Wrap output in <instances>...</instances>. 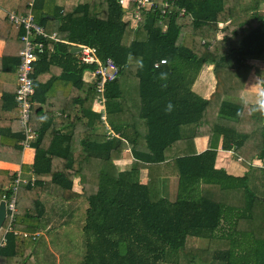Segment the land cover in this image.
<instances>
[{
  "label": "trees",
  "instance_id": "1",
  "mask_svg": "<svg viewBox=\"0 0 264 264\" xmlns=\"http://www.w3.org/2000/svg\"><path fill=\"white\" fill-rule=\"evenodd\" d=\"M10 1L11 12L32 13L48 35L36 39L43 48L32 73L36 94L30 124L38 133L32 143L37 152L32 165L36 179L31 181L26 165L23 177L28 181L17 191L18 201L30 197L34 207H19L7 233L9 220L4 222L6 244L0 248V258L9 264H43L35 257L36 250L31 245L23 248V243H34L38 236L37 247L44 243L45 236L33 230L44 229L49 211L44 200L49 194L43 193L49 191L60 205L59 228L69 226L68 217L77 212L76 202L70 209L65 202L81 196L88 202L79 226L85 244L82 264H264V237L257 235V226L241 224V220H259L264 230V167H253L258 161L264 165V116L227 98L249 93V76L264 74V68L250 63L264 60V0H246L247 5L241 0H173L166 7L163 0H154L150 11L138 7L139 17H135L137 3L124 6L121 0ZM24 33V27L8 15L0 19V38L5 41L15 34L22 49ZM72 44L92 46L101 59L112 58L120 66L119 76L107 83L105 91L107 120L119 137L109 138L102 112L91 108L87 111L91 129L77 138L69 139L57 127L50 129L48 119L36 126L43 108L34 101L42 103L50 89V83L42 85L39 76L51 66H60L64 78L75 75L67 81L89 93L90 103L98 94L94 84L86 87L81 80L83 72L95 66L81 64L71 52ZM6 59L18 64L20 55L2 56L0 62ZM207 64H214L216 77L209 98L194 90ZM16 89L3 97L10 105L0 102V158L10 164L19 163L20 141L25 137ZM132 97L137 99V117L125 112L129 101H124ZM10 108L16 109L12 118L4 114ZM99 124L104 132L98 134ZM206 133L211 135L207 150L196 153L194 147L183 148L171 164L178 173V196L188 197L153 198L142 171L166 162L176 143ZM218 140L222 149L245 157L246 174L216 167ZM125 148L132 151V167L118 171L111 154L116 150L121 155ZM94 173L97 190L81 195L73 189L75 179L84 183ZM16 175L17 171L0 168V202L12 196ZM200 185L203 193L194 197L192 190ZM214 187L219 194L209 192ZM26 229L27 235L20 231ZM199 238L219 244L202 249Z\"/></svg>",
  "mask_w": 264,
  "mask_h": 264
},
{
  "label": "crops",
  "instance_id": "2",
  "mask_svg": "<svg viewBox=\"0 0 264 264\" xmlns=\"http://www.w3.org/2000/svg\"><path fill=\"white\" fill-rule=\"evenodd\" d=\"M60 1H66L70 4H75L78 1L82 2L81 0H60ZM75 2V3H74ZM32 5V3H29ZM7 5L12 6V1L10 0H0V19L3 21L7 19V15L9 16V13L11 10L7 8ZM20 6V5H19ZM28 14V13H27ZM32 14V13H31ZM33 15V14H32ZM34 16V15H33ZM35 19V17H34ZM36 21V20H35ZM39 24V23H38ZM20 26V25H19ZM42 26V25H41ZM45 29V28H44ZM16 33V32H15ZM55 34V33H53ZM15 34L11 37L9 41H5L4 39L0 38V57L9 55V57L17 58V56L20 55L21 51V44L20 40L16 39L14 37ZM73 45V44H72ZM77 46L73 45V48L71 49V52L73 53V49ZM79 52V51H78ZM78 52H74V54L78 55ZM15 60H7L3 62H0V102L1 105L5 104L7 107L10 105L9 100L7 102L3 99L4 96H7L8 94H12L11 92L14 91L15 88H17V75H18V67L19 64H16ZM250 63H253L260 68H264V60H251ZM45 74L40 75V83L45 84L47 82L50 83V89L49 93H47V98L42 102L34 101L36 103L35 105H40L42 109L43 117H39L38 122L36 123L37 127L42 126V120H49L51 122V126H49L50 129L58 128V131H60L62 134L69 135V139L72 137V135L79 136L81 133L89 131L90 128V118L87 111L91 108L92 111L99 113V107L96 102V96L94 94L92 103H90V94L89 93H83V89L75 86L74 84L69 83L68 79H75V75H71L67 78H64L62 76V68L58 65L51 66L50 70L47 72H44ZM202 74H205L206 80L202 81L203 77H201ZM200 81L205 83L206 93H199L203 95L204 97L209 98L216 87V77L214 74V64H207L204 69L202 70L200 74ZM254 75H250L247 83L253 82ZM81 80L84 82V86L88 87L90 84H94L96 82V76L92 69H86L82 76ZM214 89V90H213ZM246 90L248 91V86L246 84ZM249 92V91H248ZM36 94V93H35ZM250 93H243L239 98L237 97H227L233 101L238 102L239 104L242 103V97L248 96ZM35 96V95H34ZM136 97L127 98L126 101L128 104H125V112H129L132 114V116L137 117L139 113V107L136 102ZM2 111H0L1 113ZM5 115H10V117L16 116V109L10 108L7 110ZM69 123V125H68ZM127 128V132L132 134L134 132V129L131 127H125ZM96 133H102L104 132V129L99 124L97 128L95 129ZM210 137L209 134H198L195 136L193 140H188L184 142H178L176 143L167 153L168 160L164 163H160L158 165H154L153 167L149 169H144L141 174L142 181L145 183H150L151 188V195L153 198L158 199L161 197H169L172 199L185 197L186 195L180 194L178 196V173L174 166H172V161L175 159V157H178L181 155L183 148H186L188 150L196 151V153H201L209 148L210 145ZM38 136L36 137V139ZM35 139V140H36ZM35 140L33 142H35ZM193 141V142H192ZM66 148L69 150V144L64 142L63 143ZM218 155H217V162L216 167L217 168H224L230 173H233L235 175H244L249 170L248 164H244L245 157L242 155L237 154L234 152V150H224L221 148L222 142L218 140ZM68 146V147H67ZM194 147V148H193ZM70 152V150H69ZM169 152L171 153L169 155ZM76 153H78L76 151ZM21 157L18 164H10L6 160H3L0 158V168L1 169H7L10 171V173H14L15 171H20L26 165L29 166V174L31 171H33L32 165L35 162L36 159V148L32 146V148L21 151L20 152ZM111 164L115 166L116 170L123 171L128 170L132 167L133 163V154L130 148H125L123 153L120 155V153H116V150H114L111 154ZM95 163V162H94ZM35 174V172L33 171ZM12 175V174H11ZM50 176H47V179H49ZM97 183L98 178L97 175L89 174V178L85 180L84 183H80L79 179L74 180V186L73 189L78 192L81 195H86V193H91L94 189L97 190ZM205 188V187H204ZM194 197L200 196L203 192V186L200 185L196 190H192ZM209 192H213L215 194H219L218 188H212L211 191L209 189ZM46 195V199L44 200L46 211L51 212V217L46 218L44 223V229L39 230L35 229L33 232L36 231V234H41L42 236H45L44 243L37 247L39 245L40 236L36 238L34 243H23L25 248L26 246H32L33 251L36 250L37 260L41 259V262L43 264H46L48 262L52 263L54 262L57 264L59 261V254L54 253L51 251L50 254V246L53 245L52 243V230H50L52 227H56L61 224V222L55 219L53 217V213L60 207V205H57V202L55 199H52L53 197L50 196L51 193L49 191H46L43 193V195ZM191 194V192H190ZM188 197V196H186ZM81 198L85 199L84 197L76 198V200H72L69 202H65L68 209L73 208L74 203L76 202L77 211L81 209H84V201L81 200ZM87 201V200H86ZM1 203V202H0ZM88 204V202H87ZM27 208L31 209L34 207L33 199L30 197H21L18 201V208ZM87 207V205H86ZM85 213V212H84ZM60 215V213L58 214ZM47 220V221H46ZM245 220H241L242 225L249 224L254 229V223H256L258 229H257V235L258 233L264 232V230H260L259 227V220H252L250 222ZM84 222V218L78 223L76 227L77 229H80V224ZM64 227V226H63ZM32 228V227H31ZM31 228L29 230H31ZM60 229V228H59ZM58 229V230H59ZM57 230V231H58ZM21 232L25 233L27 235L29 232L28 230H20ZM54 233V240L56 241L58 239V235L55 236L56 232ZM4 236V234H3ZM23 242V241H22ZM31 247V248H32ZM28 250V249H27ZM62 256V255H61ZM3 258H0V264H6V261L4 262L2 260ZM62 260V258H61ZM40 263V262H39Z\"/></svg>",
  "mask_w": 264,
  "mask_h": 264
},
{
  "label": "built area",
  "instance_id": "3",
  "mask_svg": "<svg viewBox=\"0 0 264 264\" xmlns=\"http://www.w3.org/2000/svg\"><path fill=\"white\" fill-rule=\"evenodd\" d=\"M124 6H129L131 3H137L136 14L135 17H139V8H144L147 10H151L155 6L154 0H121ZM173 0H163L165 7L171 4ZM9 19L13 21L17 25H21L25 29V33L22 35L21 39L24 43L21 51H20V64L18 67V75H17V89H16V100L18 102V106L20 108V116L19 123L24 128L25 137L20 141V145L22 146V150H28L32 148V143L38 136V133L30 124L31 111H32V101L35 95V87L33 83L32 73H33V64L38 58L39 52L42 51L43 42L37 41V37H47V33L43 26L38 24L34 16L31 13L25 15H19L16 12L9 13ZM52 38H56V34L51 36ZM77 47H81V50L78 52L79 62L83 65H94L95 68L92 69L96 76V84L95 88L98 92L97 94V104L99 107V112H102V119L107 121V130L108 136L111 137H119L120 134L116 133L110 126L107 120L106 114V85L108 82L115 80L119 76L120 66L112 59L108 58L103 60L97 53V50L88 45L79 44L75 45ZM166 62L162 60L161 63ZM159 63H156V66ZM256 166H261V162L253 163ZM32 175L31 181H35V174L33 171L30 172ZM16 178L13 183V194L6 201V220H9V224L5 233L12 230V222L14 220V215L18 210V197L17 191L19 185L24 182L26 183L28 180L23 177L22 171H18ZM5 220V221H6ZM2 229V228H1ZM6 244V237L3 236L0 241V248Z\"/></svg>",
  "mask_w": 264,
  "mask_h": 264
},
{
  "label": "rangeland",
  "instance_id": "4",
  "mask_svg": "<svg viewBox=\"0 0 264 264\" xmlns=\"http://www.w3.org/2000/svg\"><path fill=\"white\" fill-rule=\"evenodd\" d=\"M81 1H85V0H81ZM240 3L242 5H247L246 0H241ZM201 77H203L202 81L206 80V78H204L206 77L205 74H202ZM251 83L252 82L249 81L247 85H250ZM194 90L198 93H206L205 83L200 81V77L198 78L197 82L194 85ZM170 154L171 153L169 152V155ZM253 167H257L256 164L253 165ZM15 179L17 178L15 177ZM81 200H85V199L81 198ZM86 205H87V201L85 200L84 209H82V211L81 209L77 211L73 217H68L71 223H66V224H69V226L60 227V229L58 227L59 230L57 229V227H55L52 230L53 245H51L49 249H50V254H51V251L59 254V261L57 264H82V259H83L82 255H84V252H85V244L83 243V236H82L81 230L80 229L76 230L75 226H77V224L84 218L85 216L84 212L86 210ZM59 213H60L59 209H57L53 213V217L57 220L59 218V215H58ZM50 217H51V212L48 211L46 213V218H50ZM256 226H257L256 223H254V228H256ZM55 231H57L55 236L58 235V239L56 241L53 238ZM3 234H4V228L0 230V241L3 237ZM258 235L261 237L262 236L264 237V232L258 233ZM196 240L198 241V247L202 249H207V248L212 249L219 244L218 241H214V240H210L206 238L204 239L199 238ZM62 254H64L65 256L61 260ZM52 263L54 262L52 261ZM6 264H9L8 260ZM196 264H200V263H196Z\"/></svg>",
  "mask_w": 264,
  "mask_h": 264
},
{
  "label": "clouds",
  "instance_id": "5",
  "mask_svg": "<svg viewBox=\"0 0 264 264\" xmlns=\"http://www.w3.org/2000/svg\"><path fill=\"white\" fill-rule=\"evenodd\" d=\"M247 86L250 95L242 97V103L245 109H249L253 113H259L261 116H264V74L254 76L253 82ZM172 107L171 103H169L166 111L170 112Z\"/></svg>",
  "mask_w": 264,
  "mask_h": 264
},
{
  "label": "water",
  "instance_id": "6",
  "mask_svg": "<svg viewBox=\"0 0 264 264\" xmlns=\"http://www.w3.org/2000/svg\"><path fill=\"white\" fill-rule=\"evenodd\" d=\"M81 50V47H76L73 49L74 52H78ZM6 213H7V208H6V201L2 200L0 203V230L4 225V222L6 220Z\"/></svg>",
  "mask_w": 264,
  "mask_h": 264
}]
</instances>
